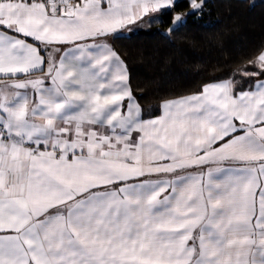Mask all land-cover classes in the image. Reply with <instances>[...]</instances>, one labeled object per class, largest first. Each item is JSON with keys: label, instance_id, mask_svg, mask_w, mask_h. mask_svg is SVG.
I'll return each mask as SVG.
<instances>
[{"label": "snow or ice", "instance_id": "1", "mask_svg": "<svg viewBox=\"0 0 264 264\" xmlns=\"http://www.w3.org/2000/svg\"><path fill=\"white\" fill-rule=\"evenodd\" d=\"M207 7L0 0V264H264V45L154 104L117 45Z\"/></svg>", "mask_w": 264, "mask_h": 264}, {"label": "trees", "instance_id": "2", "mask_svg": "<svg viewBox=\"0 0 264 264\" xmlns=\"http://www.w3.org/2000/svg\"><path fill=\"white\" fill-rule=\"evenodd\" d=\"M150 31L118 41L133 87L154 104L164 95L189 94L212 70L239 61L264 45V0H208L202 20L189 22L172 41ZM216 75H223L217 72Z\"/></svg>", "mask_w": 264, "mask_h": 264}, {"label": "crops", "instance_id": "3", "mask_svg": "<svg viewBox=\"0 0 264 264\" xmlns=\"http://www.w3.org/2000/svg\"><path fill=\"white\" fill-rule=\"evenodd\" d=\"M144 30H147V29H144ZM138 31H143V30H138ZM138 31H137V32H138Z\"/></svg>", "mask_w": 264, "mask_h": 264}]
</instances>
